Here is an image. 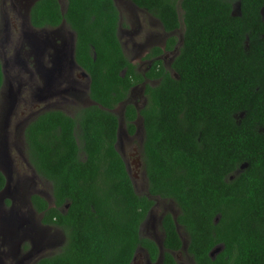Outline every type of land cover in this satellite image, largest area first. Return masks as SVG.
I'll use <instances>...</instances> for the list:
<instances>
[{
	"label": "trees",
	"instance_id": "obj_1",
	"mask_svg": "<svg viewBox=\"0 0 264 264\" xmlns=\"http://www.w3.org/2000/svg\"><path fill=\"white\" fill-rule=\"evenodd\" d=\"M65 1L63 12L57 0L36 1L30 24L64 22L74 33L73 59L94 104L75 117L43 112L25 128L28 163L54 202L33 195L31 204L65 236L58 253L34 264H131L138 248L154 263L157 245L140 236L153 198L178 209L161 217V264H179L177 226L194 264H264V0H128L165 33L183 26L173 74L154 59L144 75L123 54L114 0ZM176 42L169 37L164 50ZM144 79L158 81L144 86L146 105L137 112L126 104L123 117L129 135L137 115L142 121L147 196L135 192L116 150L113 113Z\"/></svg>",
	"mask_w": 264,
	"mask_h": 264
},
{
	"label": "rangeland",
	"instance_id": "obj_2",
	"mask_svg": "<svg viewBox=\"0 0 264 264\" xmlns=\"http://www.w3.org/2000/svg\"><path fill=\"white\" fill-rule=\"evenodd\" d=\"M62 11L66 1L57 0ZM32 2L2 0L0 14V64L3 69V87L0 90V172L7 187L0 194V264H34L60 251L65 243L63 231L55 226H43L41 215L36 214L30 197H41L48 207H53L51 185L42 179L27 160L24 131L39 114L60 111L75 117L82 108L93 105L88 97L89 79L81 74L73 59L75 37L66 24L60 31H50L46 48L26 54L19 24L26 21ZM119 13L117 36L126 59L138 73L148 70L147 58L153 48H162L169 36H174L180 46L183 26L172 35L164 34L160 23L147 12L135 7L128 0H114ZM237 6L234 7L237 13ZM181 18V11L178 8ZM22 33V32H21ZM30 34L37 37L36 34ZM41 34V33H38ZM45 37V36H44ZM165 52L159 59L170 72L174 58ZM42 77L47 76L44 80ZM45 84L49 87L44 88ZM151 86L156 82L149 83ZM142 83L133 87L124 103L113 111L118 118L116 150L122 158L133 188L138 195L147 196V181L142 164L143 129L137 115L135 131L129 135L123 117L126 104L139 112L147 103ZM237 175L236 173L234 176ZM233 178V177H231ZM178 215L176 205L170 200L153 198V207L140 226V236L153 241L162 252L163 234L161 217ZM182 248L175 253L179 264H194L186 253L187 236L177 226ZM138 248L131 264H161L147 260L146 253ZM216 253V251L214 252Z\"/></svg>",
	"mask_w": 264,
	"mask_h": 264
},
{
	"label": "flooded vegetation",
	"instance_id": "obj_3",
	"mask_svg": "<svg viewBox=\"0 0 264 264\" xmlns=\"http://www.w3.org/2000/svg\"><path fill=\"white\" fill-rule=\"evenodd\" d=\"M2 1V0H1ZM1 1H0V7H1ZM24 2H25V4H27L28 2H32L31 4H30V6H29V8H28V10H27V18H26V21L25 20H23L22 21V23H20L19 24V28H20V35H22L23 36V41H22V43L23 44H26V46H27V50H26V54L28 55V56H30L31 57V54H33V52H36V51H38L39 49L40 50H44L45 48H46V42H45V40H46V38L47 37H50V38H52L53 36H55V34L54 35H52V34H50L49 32L50 31H60V27H61V25L62 24H65L64 22H62V24H60L58 27H43V28H34L31 24H30V20H29V11H30V8L34 5V3L36 2V1H38V0H23ZM59 3V2H58ZM60 5V4H59ZM60 9H61V6H60ZM61 11H62V9H61ZM63 12V11H62ZM3 20H4V18L1 16V14H0V24H1V22H3ZM161 25V24H160ZM161 28H162V26H161ZM163 30V29H162ZM177 31V30H176ZM175 31V32H176ZM22 32V33H21ZM31 33V34H36L37 35V37H33V36H31L30 34H26V33ZM164 32V31H163ZM175 32H173V33H175ZM38 33H41V34H38ZM173 33H165L164 32V34H166V35H172ZM74 34V33H73ZM45 36V37H44ZM75 37V36H74ZM169 37H171V36H169ZM168 37V38H169ZM174 37V36H173ZM167 38V39H168ZM167 39H166V41H167ZM181 42H182V38H181ZM180 45H181V43H180ZM165 46V45H164ZM164 46H163V49L161 48V50H162V53L159 55V56H157L156 58H153V59H149L150 60V65L152 64V61L155 59H158V60H160L161 62H162V60L161 59H159V57L160 56H162V54L163 53H165V52H168V53H170V54H172V56H171V58H175V56L178 54V49H179V47L180 46H178V43L176 42V45L171 49V50H164ZM156 48H158V47H156ZM152 51V50H151ZM150 51V52H151ZM150 54V53H149ZM1 65V64H0ZM150 65H149V67H150ZM162 65H163V63H162ZM78 67V66H77ZM149 67H148V69H149ZM79 68V67H78ZM165 68V67H164ZM1 69H2V66H1ZM80 69V68H79ZM166 69V68H165ZM81 70V69H80ZM167 70V69H166ZM147 71V70H146ZM145 71V72H146ZM2 72H3V69H2ZM82 74V76H84L85 78H86V76L84 75V73L82 72V71H80ZM144 72V73H145ZM170 72V71H169ZM144 73H140L141 75H144ZM170 73H172L173 74V72H170ZM3 74V73H2ZM40 77H41V79L42 80H44L45 78H48L47 76H44V77H42V75H40ZM88 78V77H87ZM4 79V78H3ZM146 82H149V83H153V82H158L157 80H148V79H144V81H143V83H145L146 84ZM142 84V83H141ZM3 82H2V86H1V88L3 87ZM138 85H140V84H138ZM138 85H136V86H138ZM146 85H149V84H146ZM151 86V85H150ZM46 87H49L48 86V84H45V86H44V88H46ZM135 87V86H134ZM1 88H0V90H1ZM91 103H92V101H91ZM135 121H136V119H135ZM135 121H134V126H135ZM118 127H119V125H118ZM134 134V133H133ZM117 138H118V135H117ZM117 141V140H116ZM243 169V167H241L240 166V168L235 172L236 174H238L241 170ZM234 173V174H235ZM3 175V174H2ZM4 176V175H3ZM234 176V175H233ZM232 176V177H233ZM5 178V177H4ZM7 187V185H6V181H5V184H4V186H3V188L0 190V194L4 191V189ZM33 207V206H32ZM34 209V208H33ZM34 211H35V213L36 214H39L38 212H36V210L34 209ZM41 214H39V216H40ZM41 217V219H42V215L40 216ZM41 222V221H40ZM42 223V222H41ZM43 226H51V225H47V224H43ZM53 227V226H52ZM138 250V249H137ZM140 250H143L144 252H145V250L144 249H140ZM146 253V252H145ZM136 254V253H135ZM175 254V253H174ZM174 254L172 253V255H173V257L175 258V256H174ZM135 257V256H134ZM146 257H147V260L149 261V259H148V256H147V254H146ZM134 259V258H133ZM159 259V258H158ZM176 260V259H175ZM150 262V261H149ZM157 262V260L154 262V263H156ZM151 263V262H150Z\"/></svg>",
	"mask_w": 264,
	"mask_h": 264
},
{
	"label": "water",
	"instance_id": "obj_4",
	"mask_svg": "<svg viewBox=\"0 0 264 264\" xmlns=\"http://www.w3.org/2000/svg\"><path fill=\"white\" fill-rule=\"evenodd\" d=\"M132 4V3H131ZM237 6V13H235V10L233 9L232 10V16H238L239 15V9H238V5H236ZM260 15H261V18H262V21H263V23H264V7L260 10ZM84 75L87 77V75L84 73ZM3 174V173H2ZM159 249V248H158ZM215 252V251H214ZM161 249H159V255L161 256ZM211 255H213V254H211Z\"/></svg>",
	"mask_w": 264,
	"mask_h": 264
}]
</instances>
